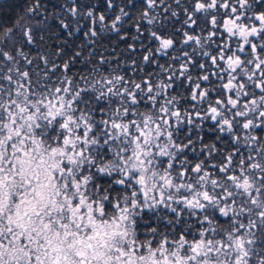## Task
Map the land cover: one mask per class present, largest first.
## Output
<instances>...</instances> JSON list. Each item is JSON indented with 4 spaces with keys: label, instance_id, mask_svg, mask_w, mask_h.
Masks as SVG:
<instances>
[{
    "label": "snow or ice",
    "instance_id": "snow-or-ice-1",
    "mask_svg": "<svg viewBox=\"0 0 264 264\" xmlns=\"http://www.w3.org/2000/svg\"><path fill=\"white\" fill-rule=\"evenodd\" d=\"M0 264H264V0H0Z\"/></svg>",
    "mask_w": 264,
    "mask_h": 264
}]
</instances>
